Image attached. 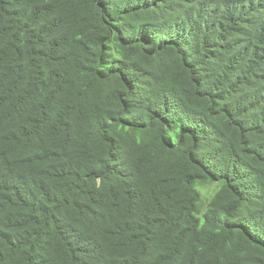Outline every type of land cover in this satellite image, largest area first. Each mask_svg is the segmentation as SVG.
I'll list each match as a JSON object with an SVG mask.
<instances>
[{
	"label": "trees",
	"instance_id": "1",
	"mask_svg": "<svg viewBox=\"0 0 264 264\" xmlns=\"http://www.w3.org/2000/svg\"><path fill=\"white\" fill-rule=\"evenodd\" d=\"M0 264H264V0H0Z\"/></svg>",
	"mask_w": 264,
	"mask_h": 264
}]
</instances>
